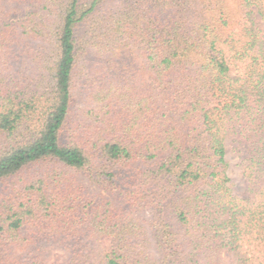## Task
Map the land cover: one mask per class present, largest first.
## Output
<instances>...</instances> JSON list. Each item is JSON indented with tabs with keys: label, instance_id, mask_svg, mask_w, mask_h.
I'll return each instance as SVG.
<instances>
[{
	"label": "trees",
	"instance_id": "1",
	"mask_svg": "<svg viewBox=\"0 0 264 264\" xmlns=\"http://www.w3.org/2000/svg\"><path fill=\"white\" fill-rule=\"evenodd\" d=\"M5 1L0 183L25 192L0 209V262L20 201L71 228H114L99 264H264V0H8L27 3L16 22Z\"/></svg>",
	"mask_w": 264,
	"mask_h": 264
},
{
	"label": "rangeland",
	"instance_id": "2",
	"mask_svg": "<svg viewBox=\"0 0 264 264\" xmlns=\"http://www.w3.org/2000/svg\"><path fill=\"white\" fill-rule=\"evenodd\" d=\"M230 2L233 3L232 0ZM26 8L27 3L17 6L15 3L6 0L4 2V11L7 12L10 9L12 12L5 18L6 21L16 22L24 18V10ZM95 18L91 17L82 24L80 28L81 36L85 35L86 37L91 32L90 26H95L94 22H92L96 21L97 18ZM255 21L260 28L264 29V20L261 16L256 14ZM84 38L80 42L81 46L83 45ZM38 43L39 41L35 39L33 47L38 46ZM20 49L24 50V45ZM33 53L31 52V54ZM20 57L26 60L22 64V72L25 71V68L33 71L34 61L32 56L24 52ZM225 148L226 158L229 163L227 174L230 179V187L234 195L242 196L245 191V182L238 166L241 146L228 140L226 141ZM12 183L11 179L0 183V209L2 207L9 208L8 202H15L14 200L17 199L16 194H19L21 191L25 192V190L19 188L20 192H15V197L7 195ZM84 185L86 186V191L93 196H111L105 189L94 184L86 182ZM5 198L7 201L6 206L2 203L5 201ZM19 198L21 200L22 196L19 195ZM22 201L25 203V199ZM19 202L18 213L20 218H23V222L16 233H12L10 230L6 231L7 233L1 247L0 264H27L32 261L37 262V264H99L98 255L100 254L101 256L100 251H104L109 247L112 248L115 245L113 237L115 236L113 234L114 228L112 227L106 230L99 229L93 233H90L87 230V225L84 226V224L71 228L70 226L68 227V224H65V219L62 216H59L62 219H54L53 215L44 211L36 215H30L24 211V207L20 206ZM112 202L115 203L112 207L120 205L118 198H113ZM4 225L7 227V224ZM65 225L68 228H65ZM65 229L67 230L65 231Z\"/></svg>",
	"mask_w": 264,
	"mask_h": 264
}]
</instances>
